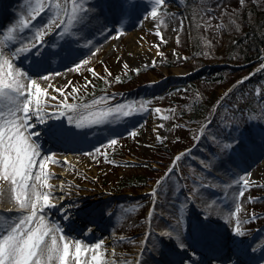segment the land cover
Listing matches in <instances>:
<instances>
[{"label": "rangeland", "instance_id": "rangeland-1", "mask_svg": "<svg viewBox=\"0 0 264 264\" xmlns=\"http://www.w3.org/2000/svg\"><path fill=\"white\" fill-rule=\"evenodd\" d=\"M93 2L95 3V0ZM144 3L150 4L151 0H144ZM170 4L175 9L183 10L185 0H167L166 7ZM21 8L22 0H0V27L7 26L18 19L17 14ZM2 11H4V15ZM10 11L12 16L6 17L5 14ZM106 14L114 16H112L113 20H108L110 21L108 23L110 31H99L96 43L89 46L85 43L83 50H80L82 45L77 40L70 45H65L66 48L80 50L75 52L73 56L68 59H61L59 56L51 58L55 66L58 67L55 70H53L54 66L49 67L51 69L49 71L59 73V75L49 78L47 83L42 84V87H47L51 93L47 97L48 106L56 107L60 100L65 99V93H67V102L69 103L86 104L97 96H110L111 99L106 101L108 104H120L123 103V99L133 97L135 102L131 103L129 101L127 104H130L133 108L141 105L142 107L140 111L122 119L84 128L68 125L66 117H52L49 123H52L53 120L57 123L63 121L64 126L72 128L77 135L71 137L47 135L48 137L41 139L44 148L55 152L63 162L65 157L74 156L75 158L79 154L82 155L77 157L76 162H70L69 164L65 162L63 164L54 163L59 166L60 170L56 172L57 177L53 180L57 183L61 180L65 181L63 189L59 185L54 189L56 204L64 197L71 198L70 193L65 191L68 187L76 191V197L63 201L61 207L65 208L68 204L73 205L79 198H84L79 201H83L88 207L83 211H72L70 219L65 220V213L60 211L61 207L56 205L50 212L52 220L59 221L66 229L67 226L72 225L73 229L70 228L72 234L86 238L87 242L95 243L97 239H104L105 246L99 251L104 252L107 264H128V262L133 264V261L137 260V257L134 256L140 253L144 247V242L147 243L148 248H151L157 240L162 244L165 243L166 238L159 234L167 225L174 222L173 216H179L182 204L185 206L186 222L189 225L195 222L197 216L204 218L203 214L207 211L209 213L207 229H210V226L218 228L226 225V229L228 228L232 232L235 217L231 218L232 223H230L224 219V216L229 211L235 210V204L238 200L242 204L239 215L244 221L243 227L247 229V232L243 237H236V239H243L246 243L251 244L252 248H256L258 244L264 242V145L260 143V133L264 129L254 128L255 146L245 151L239 166L234 165V156L227 154L221 156L219 154V150L211 142L209 130L206 129L205 135L199 141L196 140V137L200 135V127L204 122L195 129L194 136L193 134L190 136V139L193 137L192 145L185 148L190 149L189 152L185 153V149H181L176 151L171 158L167 153H156L155 151L159 150L154 149L158 148L155 146L156 144L163 139L170 140V138L173 139L176 136L174 117L171 112L173 106H169L172 104L173 96L171 94L161 95L158 99L156 98L159 105H153V103L149 105L142 99V95L147 91L153 92L155 90L150 86L147 87L148 85L156 82L171 83L172 77L186 76L197 66L198 63L192 58L191 36L187 32L183 34L180 27V17L172 11L158 13L159 18H152L148 15L147 19H145L147 12L141 11L139 16L126 17L123 21L115 19L114 6L112 8L106 7L104 15ZM46 19L47 11L42 13L34 21V24L46 22ZM161 20H164L165 23L162 24ZM141 21L143 22L141 23ZM122 25L124 31L117 35V31ZM198 29L197 32L201 33L206 40V45L209 44L206 47L207 50L212 52L210 50L211 45H213L212 40L217 36L213 34L215 32L214 26L205 27L200 25ZM178 33L180 36L179 42L177 41ZM161 36H163V39ZM45 39L49 47L53 43L56 45L62 43L56 33L49 34ZM90 48L94 55L90 53ZM97 48L99 51H95ZM220 49H217V44L213 47V50L218 51V53ZM34 56L35 52L27 54L24 63L27 62L34 66ZM77 57L88 60L87 66H81L79 71L72 67V62ZM167 58L172 63L169 69L163 65V61ZM214 61L221 62L222 60ZM208 64L211 63L207 62L203 66ZM263 65L264 62L257 64L233 84L219 88L220 98L217 101H221L223 107H227V104L223 102V98L226 96L225 93L228 94L238 82L259 71ZM142 67L152 69H147L149 72L142 74L139 80L141 82L133 87H119L118 83H115L116 80L112 79L124 72H134ZM92 68H95L96 73H99L98 77H103L106 82L108 79H112L111 82L108 81L110 88L100 92V94H93L92 97L83 98L95 84V75L91 71ZM153 68L158 69L161 73L157 74ZM33 74H35L34 71ZM89 81L90 83H88ZM53 84L64 89V91L56 92L55 88L50 86ZM257 88L260 89L259 86H256L255 93H257ZM212 90L211 86H202V91L207 94H211ZM157 107L162 109L161 113L155 111ZM223 107H220L219 112H223ZM258 109L261 110L260 107ZM213 111L214 109L210 113ZM49 115L51 116V113ZM211 118V115H209L208 119ZM254 118H256V115H254ZM216 119L219 120L218 114ZM180 125H182V122H180ZM246 126L249 127L251 124ZM213 127H215V124H213ZM133 129H135V134L130 135L129 133ZM192 132L193 129H191ZM158 134L160 138H158ZM112 136L119 137L117 144L107 145V140ZM78 142H84V144L77 149L70 148L69 145H75ZM101 145H105V147L101 148L100 152H95L94 149ZM67 149L71 151H66ZM179 153H184V155L177 162L175 170L162 182L169 189L167 195L161 194L154 197L150 190L157 186L156 181L164 176L165 172L172 166L173 159ZM110 154H116L112 161L107 156ZM202 160L205 163L211 160L214 167L206 169L204 164L201 163ZM146 163L151 165L150 171L141 168ZM54 164H50V166ZM68 167L71 169L70 172L67 169ZM244 171L252 173L253 183L250 187L245 188L243 197L234 199L238 188L231 184L232 179L237 178L233 176V173L242 174ZM138 172L147 173L155 178L142 189L114 190L113 183L120 176ZM209 183H211V186L205 187ZM193 189H196L197 193L193 194L192 199H188V195ZM177 190V195L173 196L172 192ZM11 195L9 190V201L5 202L4 198L0 200V215H17L15 209L11 212L7 211L12 208L14 203ZM249 196L253 199L249 200ZM154 199L156 200L155 206L153 205ZM209 204H212V207L209 208ZM149 212L152 213L151 216H149ZM252 213L256 214V219L251 218ZM87 215H89V219H85ZM149 232H151V235H147ZM190 232L191 230L186 235L188 236ZM231 234L233 235V233ZM191 239L196 240L197 238L191 237ZM113 248H115V252H113ZM202 250H195L197 252L196 257L201 258L204 255L203 260L206 261L202 263L195 259L191 264H211V261L216 259L210 257L206 249ZM251 250L250 248L249 251ZM95 251L97 250H89L87 259L90 260ZM146 254L147 252H145V256H147ZM255 255L259 257L261 252L257 249ZM184 262L176 264H183ZM168 263L174 264L171 261H168ZM255 264H259L258 260L255 261Z\"/></svg>", "mask_w": 264, "mask_h": 264}, {"label": "snow or ice", "instance_id": "snow-or-ice-1", "mask_svg": "<svg viewBox=\"0 0 264 264\" xmlns=\"http://www.w3.org/2000/svg\"><path fill=\"white\" fill-rule=\"evenodd\" d=\"M244 3L245 0H240L241 6ZM166 5L167 0H151L150 4L144 3V0H95V3L93 0H22V8L17 14L18 19L7 26L0 27V200L4 198L5 186H7L14 200L12 208L7 211L11 212L15 209L17 212L15 216L0 215V264H73V258L74 264H107L104 252L99 251L105 246L104 239H97L95 243L87 242L86 238L74 236L71 230L66 229L59 221L52 220L50 215L51 209L56 207L54 198L56 185L50 183V180L55 179L57 174L49 166L54 163H63V161L55 152L44 148L40 136L43 134L71 137L77 133L72 128L65 127L63 121L57 123L53 120L48 124V128L42 131H37V128L40 124L48 123L52 117H66L67 124L75 125L76 128L99 125L132 115L140 111L142 105L133 108L127 103L108 104L106 101L111 99L110 96H97L86 104L69 103L67 102L68 94L65 93V99L60 100L56 107H49L47 97L51 93L47 87H42V84L47 83L49 78L59 73L47 71L44 66L50 64L52 57L68 59L75 52L80 51L66 48V44L86 40L87 44L92 45V41L87 40V37L93 34V30L110 31L108 17L104 15L106 7L114 6L115 19L123 21L126 17L139 16L141 11L147 12L145 19L148 15L159 18L158 13L164 11ZM46 11V22L34 24V21ZM210 12L213 15H209ZM227 12L228 9L225 8L220 16L223 17ZM214 13V7H209L200 0L191 12L190 18L197 21L198 26L223 27V19L220 24L213 25ZM183 19L181 14V29H183ZM230 19L236 20L235 12ZM161 23L165 21L161 20ZM96 25H99V28H96ZM122 31H124L123 25L117 31V35ZM51 33L58 35L62 41L60 45L53 43L51 47L48 46L45 37ZM161 38L163 39V36ZM179 39L178 33V42ZM89 51L94 55L91 48ZM32 52H35L33 57L35 74L32 69H26L18 64L22 54ZM87 64V59L77 57L72 62V67L79 71L81 66H87ZM91 71L94 75H99L95 68ZM41 72L44 75L41 76ZM116 79L119 80L120 77L117 76ZM50 86L54 87L58 93L64 91L54 84ZM256 91L259 93L260 89L257 88ZM220 107H223L221 101L213 105L214 111L210 113L212 118H205L196 140L199 141L205 135V130H209L211 142L219 150V154L235 156L233 163L239 166L245 151L255 146V133L252 128L246 126L253 122L239 109L230 110L229 107H223V112H219ZM155 111L161 113L162 109L157 107ZM237 112H240L239 116ZM129 134L134 135L135 129ZM158 138H160L159 134ZM118 139L119 137L112 136L107 140V145H116ZM260 143L264 145V130L260 133ZM104 147L105 145H101L94 151L98 153ZM184 151L186 153L190 149ZM182 155L184 153L177 154L172 161V166L156 181L157 186L150 190L154 197L161 194L167 195L169 189L162 182L175 170ZM201 163L206 169L214 167L211 160L207 163L202 160ZM233 176L237 177L231 181V184L238 188V192L234 195V199H237L243 197L245 188L252 185V173L244 171L242 174L233 173ZM64 184L65 181L61 180V189ZM210 186L211 183L205 185V187ZM177 192L178 190L173 191L172 195L176 196ZM194 193H197L196 189L189 193L188 199H192ZM248 199L252 200L253 197L249 196ZM155 203L154 199V206ZM208 207H212V204ZM241 208L242 204L237 200L235 210L229 211L224 216V219L230 223H232L231 218L235 217L230 254H226L223 259L217 257L211 261V264H255L257 260L259 264H264V242L252 248V245L243 239H236V237H243L247 232V229L243 227L244 221L239 215ZM60 211L65 212V220L70 219L71 213L66 208L61 207ZM151 215L152 213L149 212V216ZM186 215L185 206L182 204L179 216H173L174 222L167 225L159 234L174 240L179 249L189 247L185 242L188 231L203 233L207 230L209 219L207 211L203 214L204 218L197 216L191 225L186 222ZM251 218L256 219V214L252 213ZM147 235H151V232ZM162 247L159 240L152 244L151 249L144 242V247L139 253L140 258L135 264H154L151 257L145 258V252L150 254L154 252L160 256L163 254ZM250 248L251 251H249ZM90 249L97 251L89 260L87 253ZM257 249L261 252L259 257L255 255ZM191 255L196 256L197 252L192 251Z\"/></svg>", "mask_w": 264, "mask_h": 264}, {"label": "trees", "instance_id": "trees-1", "mask_svg": "<svg viewBox=\"0 0 264 264\" xmlns=\"http://www.w3.org/2000/svg\"><path fill=\"white\" fill-rule=\"evenodd\" d=\"M199 2L200 0H185L183 10L175 9L172 4L164 9V12L172 11L177 14L180 19L181 14H183L182 31L183 34L187 32L191 36L190 48L192 49V58L198 63L196 64L197 66L186 76L172 77L171 83L156 82L148 85L147 87L150 86L155 90L153 92L147 91V93L142 95V99L149 105H152V103L153 105L158 104L156 98L158 99L161 95L171 94L173 96L172 104L169 106H173L171 112L174 117V132L176 136L173 139L170 138V140L163 139L155 145L158 148H154L159 149L155 151L156 153H167L170 158L176 151L192 145L193 137L190 139V136L192 134L194 136L195 129L204 122L205 118L209 117L210 112L213 110V105L220 98L218 89L233 84L254 66L264 62V0H245L243 6H241L240 0H203L209 7L215 8L213 25L220 24L221 19H223L224 23L221 28L214 27L215 32L213 34L217 36L212 40L213 45L210 47L212 52L207 50L206 47L209 44L206 45V40L201 33L197 32L199 31L198 22L190 18L191 12ZM225 8L228 9V12L221 17L220 13ZM234 12L236 14L235 21L230 19ZM209 15H213V13L210 12ZM216 44L217 49L222 47L219 53L213 50ZM219 59L222 61H214ZM207 62L211 64L203 66ZM163 65L169 69L172 63L167 58L163 61ZM147 69L152 68L142 67L134 72L127 71L118 75L120 77L119 80L116 77L112 79L116 80L115 83H118L119 87H133L141 82L139 80L142 74L149 72ZM153 70L157 74L161 73L156 68H153ZM98 76L95 75V84L83 98L92 97L93 94H100V92L110 88L109 82L112 79L110 78L108 79L109 82H106L103 77L100 78ZM202 86H211L213 88L212 93L203 92ZM256 86L260 87L259 93H255ZM263 96L264 65L259 71L235 85L223 98V102L227 104L230 110H233V108L239 109L245 117H250L253 123L249 127L253 128V130L255 127L264 129ZM129 101L131 103L135 102L133 97L125 98L122 102L127 103ZM253 101L257 104L255 105ZM258 106L261 110L258 109ZM237 115L239 116L240 112H237ZM254 115H256V118H254ZM180 122H182V125H180ZM191 129H193L192 133ZM107 156L112 161L116 154ZM128 164L133 165L134 163ZM150 166L146 163L141 168L150 171ZM154 178L143 172L127 174L120 176L113 183V188L115 191L142 189Z\"/></svg>", "mask_w": 264, "mask_h": 264}, {"label": "bare ground", "instance_id": "bare-ground-1", "mask_svg": "<svg viewBox=\"0 0 264 264\" xmlns=\"http://www.w3.org/2000/svg\"><path fill=\"white\" fill-rule=\"evenodd\" d=\"M2 14L4 15V11H2ZM5 15H6V17H8L9 15L12 16V12L10 11L9 13H6ZM106 15L108 17V20H111L114 17L113 15H110V14H106ZM96 28H99V25H96ZM101 30L104 31L103 29H100L99 31H101ZM99 31L93 30V34L91 36H88L87 40H91L92 44L96 43L97 40H98L97 33ZM77 42H80L81 45H82L80 50L81 49L83 50V45H85V43L87 44V42L85 40H78ZM88 46H89V44H88ZM26 58H27V54H22L20 56V58H19L18 64L23 66V67H25L26 69L30 68V69H32L35 72V65L33 66V64H30V63H27V62L24 63ZM53 62L54 61L51 59L50 64L44 66V67L47 68V71L51 70V69H49V67H52V66H54L53 70L57 69L58 66L56 67L55 63H53ZM42 74H43V72L40 73V75H42ZM49 122H51V120H49L48 123ZM48 123L40 124L39 127L37 128V131H42L44 129H47L48 128V126H47ZM46 136L47 135H43L42 134L40 136V139H43ZM83 144H84V142H78L75 145H69V146H70V148L73 147L74 149H77L78 147H81ZM66 151H71V150L67 149ZM80 156H82V155L79 154L75 158H74V156H69V157H66L67 158L66 160L64 158L63 159H64V162L66 164L67 163L69 164L70 162H76L78 160L77 157H80ZM234 159H236L235 156H234ZM234 165L237 166V164H235V163H234ZM49 167L55 173L59 172V170H60L59 166L55 165V164L51 165ZM69 168L70 167H68L67 169H69ZM70 170L71 169H69V172H70ZM50 183H52V184H54L56 186L57 185L60 186V182L57 183V181H55L53 179L50 181ZM9 190L10 189L8 187L5 188V193H4V201L5 202L9 201ZM65 191L70 193L71 198H67V197L65 198L64 197L63 199L59 200L58 201L59 204L58 203L56 204V205H58L57 207H61V203L63 201L71 200V199H74V197H76L75 196V193H76L75 190L67 187V189ZM76 199H78V198H76ZM83 199L84 198H79L78 200H76L73 203V205L68 204L65 208L70 213L72 211L77 212V211H80V210L81 211L86 210L88 208V207H86V204L83 203V201H79V200H83ZM63 213H65V212H63ZM87 217H88V215H87ZM225 226L226 225L218 227V228L210 226L211 228L207 229L203 233L199 232V231H193V232L191 231L189 233V235L187 236V239L185 241L189 245V247L187 249H179L176 246L174 240H170V239L166 238V240L164 241L165 243L162 244V246H163L162 247V252H163L162 255L157 256L154 252H152L151 254L149 252H147V254H146L147 256H145V258L151 257V259L154 261V264H169L168 261H171L174 264L182 263L184 261L187 262V264H191L195 259L197 261H199V262L204 263L206 261V260H203L204 255L201 256V258H197L196 256H192L191 255L192 250H196V251L199 250L200 251L202 249H204V250L206 249L209 252L210 257L223 258L224 254H230V250H231V246H232V239H233V235L231 234L232 233L231 230L228 229V228L226 229ZM70 228L73 229L72 225L67 226V229H70ZM191 237H196L197 239L193 240V239H191ZM221 244L223 246L222 248H221ZM149 249H151V248H149ZM90 250H92V249H90ZM204 250H202V251H204ZM134 257L135 258L137 257V259H139L138 258L139 254L138 255L136 254ZM233 259H235L234 256H233ZM135 262L136 261H133V264H135ZM185 262L183 264H185ZM128 264H130V262H128Z\"/></svg>", "mask_w": 264, "mask_h": 264}]
</instances>
